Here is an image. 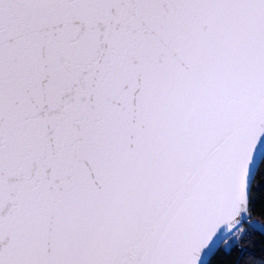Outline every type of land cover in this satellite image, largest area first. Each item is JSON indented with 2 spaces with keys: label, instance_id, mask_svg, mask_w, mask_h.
I'll return each instance as SVG.
<instances>
[{
  "label": "snow or ice",
  "instance_id": "1",
  "mask_svg": "<svg viewBox=\"0 0 264 264\" xmlns=\"http://www.w3.org/2000/svg\"><path fill=\"white\" fill-rule=\"evenodd\" d=\"M255 215L264 0H0V264H264Z\"/></svg>",
  "mask_w": 264,
  "mask_h": 264
},
{
  "label": "trees",
  "instance_id": "2",
  "mask_svg": "<svg viewBox=\"0 0 264 264\" xmlns=\"http://www.w3.org/2000/svg\"><path fill=\"white\" fill-rule=\"evenodd\" d=\"M253 219H257L258 221H260L261 223L264 224V220H261V218L259 217V215H255V216L253 217ZM256 239L259 240V237H256Z\"/></svg>",
  "mask_w": 264,
  "mask_h": 264
},
{
  "label": "water",
  "instance_id": "3",
  "mask_svg": "<svg viewBox=\"0 0 264 264\" xmlns=\"http://www.w3.org/2000/svg\"><path fill=\"white\" fill-rule=\"evenodd\" d=\"M254 220H256V221H258L257 219H254ZM260 222V221H259ZM261 223V222H260ZM261 224H263V223H261Z\"/></svg>",
  "mask_w": 264,
  "mask_h": 264
}]
</instances>
